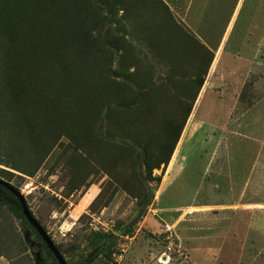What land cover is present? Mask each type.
<instances>
[{"label":"rangeland","instance_id":"rangeland-1","mask_svg":"<svg viewBox=\"0 0 264 264\" xmlns=\"http://www.w3.org/2000/svg\"><path fill=\"white\" fill-rule=\"evenodd\" d=\"M231 1L217 8L219 35ZM252 24L254 49L264 0L243 1L226 49ZM262 51L255 72L209 86L213 54L161 0H0V137L15 145L0 179L25 193L67 264H264V246L224 237L217 213L202 211L187 245L168 214L218 203L202 189V125L236 119L264 94ZM0 264H52L7 198Z\"/></svg>","mask_w":264,"mask_h":264},{"label":"crops","instance_id":"crops-1","mask_svg":"<svg viewBox=\"0 0 264 264\" xmlns=\"http://www.w3.org/2000/svg\"><path fill=\"white\" fill-rule=\"evenodd\" d=\"M161 1L213 54V61L210 65L212 75H207L206 84L210 86L224 82L226 77L239 80L240 75L246 70L255 72L258 67L255 59L258 57V53H263L262 49H264V27L254 49H251L253 24L251 26L244 25L234 40V42L237 40V43L231 50L226 49L230 29L233 28L235 18L238 16L244 0L231 1L232 5L228 12L230 13L229 20L221 35H219L215 19L217 8L223 0ZM249 49L253 52L252 59L247 57ZM227 60L232 65L230 69L225 64ZM228 70H230V74L226 73ZM204 91V98L206 99L208 95L210 98L207 97V101L212 102L210 88L202 90L200 96ZM212 111V108H207L206 105L202 110V116H209L213 114ZM202 121L205 120L202 119ZM206 133L209 135H204ZM182 145L175 149L170 161L169 177ZM221 151L225 155L224 175L214 169L216 159ZM167 182L168 180L165 184ZM163 186L162 188H164ZM203 188L210 195L221 196L218 203L192 205L166 211L174 220L177 219L175 224L180 225V238L184 245L189 243L187 242L188 236L197 237L198 235V232L192 231L194 230L192 227L194 221L202 222V219H205L209 214L213 216V213H217L216 216L224 221V230H226H223L222 233L224 237L241 238L243 242L251 241L256 245L264 246V94L240 117L230 119L226 123L219 121L202 125ZM205 209H209V214L202 215V213H207L202 212ZM239 229L245 232L244 238L240 237V233L237 232Z\"/></svg>","mask_w":264,"mask_h":264},{"label":"water","instance_id":"water-1","mask_svg":"<svg viewBox=\"0 0 264 264\" xmlns=\"http://www.w3.org/2000/svg\"><path fill=\"white\" fill-rule=\"evenodd\" d=\"M0 186L5 188L18 201L24 219L34 229L37 235L41 238L42 242L46 245L48 251L53 255L57 263L67 264L62 254L59 252V250L57 249V247L54 245L53 241L49 237V235L46 233V231L42 228V226L31 214L22 193L3 179H0Z\"/></svg>","mask_w":264,"mask_h":264},{"label":"trees","instance_id":"trees-1","mask_svg":"<svg viewBox=\"0 0 264 264\" xmlns=\"http://www.w3.org/2000/svg\"><path fill=\"white\" fill-rule=\"evenodd\" d=\"M14 147H15V145H14V142L12 140H10L9 138L0 137V163H2L4 165L11 166V167H15V165L11 162V158H10L11 151L14 149ZM6 198L15 204L17 210L19 211L21 218L23 219L25 224L32 230V232L36 236L37 240L41 243L43 250L45 251L48 258L51 260V263L52 264H58L57 261L55 260V258L53 257V255L48 251L46 245L42 242L41 238L37 235V233L34 231V229L24 219V217L21 213V209H20V206L18 204V201L5 188L0 186V202H3L4 199H6ZM152 200H153V198H150L144 205L139 204V206H138V208H139L138 218H140L142 216L144 208L149 206L152 203ZM132 225L133 224H131L128 227V229H130Z\"/></svg>","mask_w":264,"mask_h":264},{"label":"built area","instance_id":"built-area-1","mask_svg":"<svg viewBox=\"0 0 264 264\" xmlns=\"http://www.w3.org/2000/svg\"><path fill=\"white\" fill-rule=\"evenodd\" d=\"M163 232L168 236V238H172L174 236L173 228L167 224L163 226Z\"/></svg>","mask_w":264,"mask_h":264},{"label":"bare ground","instance_id":"bare-ground-1","mask_svg":"<svg viewBox=\"0 0 264 264\" xmlns=\"http://www.w3.org/2000/svg\"><path fill=\"white\" fill-rule=\"evenodd\" d=\"M22 195L24 196V195H25V193L23 192V193H22Z\"/></svg>","mask_w":264,"mask_h":264}]
</instances>
